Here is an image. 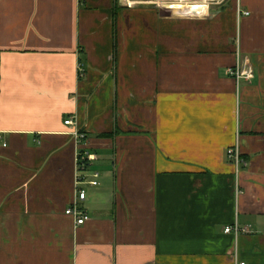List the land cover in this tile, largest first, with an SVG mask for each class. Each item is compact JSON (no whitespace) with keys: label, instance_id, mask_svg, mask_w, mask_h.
Wrapping results in <instances>:
<instances>
[{"label":"crops","instance_id":"0c3cea01","mask_svg":"<svg viewBox=\"0 0 264 264\" xmlns=\"http://www.w3.org/2000/svg\"><path fill=\"white\" fill-rule=\"evenodd\" d=\"M204 1L0 0V264H264V0Z\"/></svg>","mask_w":264,"mask_h":264},{"label":"built area","instance_id":"2783aa9c","mask_svg":"<svg viewBox=\"0 0 264 264\" xmlns=\"http://www.w3.org/2000/svg\"><path fill=\"white\" fill-rule=\"evenodd\" d=\"M245 14H247V12H245ZM77 68L78 75L82 76L83 73L82 69L79 67V64ZM227 73L235 79L236 83H238L241 79L249 80L253 78V71L251 68L244 70L239 63V59H237V62L233 67L227 69ZM63 123L71 127L70 133L76 145L78 146L76 152L75 194L70 206L65 209L64 213L72 217L75 226H80L89 219L87 212L81 206V202L86 198V192L80 185L81 183L83 184L85 182L91 185L98 184V174L95 172L93 174L94 179L86 180V176L82 174V172H84L85 168L94 160V156L90 152L80 147L81 144H86L87 136L75 126L74 120L71 117L64 119ZM227 156L236 166L243 162L240 156L238 145L236 144L227 149ZM231 231L237 234L239 232V228L237 226H226L224 228V232L226 233ZM239 264H244V262H240Z\"/></svg>","mask_w":264,"mask_h":264},{"label":"rangeland","instance_id":"374dc122","mask_svg":"<svg viewBox=\"0 0 264 264\" xmlns=\"http://www.w3.org/2000/svg\"><path fill=\"white\" fill-rule=\"evenodd\" d=\"M150 1L164 3L166 5H186V4H190V3L202 2V0H150ZM219 1H221V0H207L204 2H206L207 6H208V5H212V4L219 2ZM174 10L179 11L183 14H188V13L184 12V10L182 8H180V9L174 8Z\"/></svg>","mask_w":264,"mask_h":264},{"label":"bare ground","instance_id":"6f19581e","mask_svg":"<svg viewBox=\"0 0 264 264\" xmlns=\"http://www.w3.org/2000/svg\"><path fill=\"white\" fill-rule=\"evenodd\" d=\"M203 7V6H202Z\"/></svg>","mask_w":264,"mask_h":264}]
</instances>
